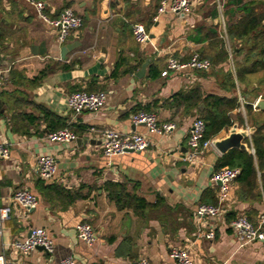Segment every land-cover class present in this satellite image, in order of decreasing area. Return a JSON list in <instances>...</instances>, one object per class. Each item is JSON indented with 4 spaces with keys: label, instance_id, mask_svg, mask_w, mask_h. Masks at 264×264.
Segmentation results:
<instances>
[{
    "label": "crops",
    "instance_id": "0c3cea01",
    "mask_svg": "<svg viewBox=\"0 0 264 264\" xmlns=\"http://www.w3.org/2000/svg\"><path fill=\"white\" fill-rule=\"evenodd\" d=\"M42 1L50 19L72 8L83 17L84 24L60 43L58 28L40 18L34 5L26 0H0V70H7L9 76L7 83H0V142L11 144L10 156L0 159V209H9L0 235V255L13 264H61L70 256L76 264H136L143 255L152 264H175L170 250L179 246L189 249L194 264H264V240L242 244L229 219L233 214H245L264 230L263 182L260 180L258 189L261 198L242 201L236 180L225 210L216 216L199 217L196 209L200 203H218L220 185L212 175L223 154L214 146L195 162L182 159L189 150L190 131L199 111L194 108L186 112L184 106L177 107L172 95L199 86L204 95L238 96L241 107L232 112V118L239 128L257 129L255 118L264 120V110L254 108L247 114V101L241 92L244 85L236 81L234 88L226 76L234 65L231 53L227 61L205 71H177L165 77L160 74L170 55L188 59L194 52H211L212 38L206 33L216 28L225 31L220 0H216L218 18L212 16L214 0H192L189 12L163 13L157 21L154 17L159 0ZM138 22L150 34L145 43L134 37L132 27ZM74 42L79 44L63 58V46ZM42 43L45 52H35L33 47ZM120 57L133 71L115 78L111 73ZM146 62L144 74L138 75ZM63 63H72V67L63 70ZM48 64L55 70L34 82ZM151 69L157 73L155 77L150 76ZM94 77L92 86L105 90L107 101L98 110L74 113L67 106V95L87 90ZM41 106L66 118L78 136L87 140L48 141L45 134L50 129L42 120ZM142 108L156 113L161 123H175V129L157 134L145 125L134 124L132 115ZM32 114L41 118L36 125L31 123ZM105 128L143 133L150 146L107 157L98 131ZM230 128L217 137L228 136ZM47 154L54 155L58 165L56 175L49 180L42 179L38 172V158ZM107 181L126 183L130 191L153 206L144 217L131 208L119 209L103 188ZM50 184L80 190L87 196L65 206L44 187ZM20 187L39 197L34 210L14 201ZM206 190L212 191L215 203ZM79 222L94 227L97 240L93 245L79 239ZM35 227L45 228L53 239L52 253L37 248L24 255L12 245L14 240L29 236ZM210 230L215 232L212 239L203 236Z\"/></svg>",
    "mask_w": 264,
    "mask_h": 264
},
{
    "label": "built area",
    "instance_id": "2783aa9c",
    "mask_svg": "<svg viewBox=\"0 0 264 264\" xmlns=\"http://www.w3.org/2000/svg\"><path fill=\"white\" fill-rule=\"evenodd\" d=\"M35 6L38 15L58 28V40L65 43L69 35L80 29L84 20L83 17L72 8H66L60 12L56 19H50L44 12L45 3L42 0H26ZM192 6V0H162L154 17L157 21L163 13H181L189 12ZM220 9L223 4L219 3ZM223 26L225 27V19L221 15ZM133 34L139 43H145L150 40V34L146 26L141 23L133 24ZM1 53V44H0ZM212 67L210 59L204 58L199 52H194L188 59H182L176 55H170L166 59L165 68L161 75L163 77L170 75L172 72L187 70H208ZM9 81L8 71L0 70V83ZM253 106L257 108V100ZM108 94L105 90L88 91L80 89L69 93L66 97L68 108L74 113H81L85 110H98L107 101ZM244 99V98H243ZM132 121L136 125H145L151 133L169 134L176 125L173 122L161 123L156 113L140 109L133 113ZM102 136V152L103 155L110 157L126 151H143L150 146L149 138L143 133H122L114 128H105L98 130ZM206 123L201 117H197L193 123L188 139V152L182 157L183 160L195 162L198 157L206 150L214 147L215 138H205ZM78 134L72 126H66L57 130L48 131L45 138L50 142H72L78 139ZM11 153V144L0 142V159L8 158ZM58 170L57 160L54 155L47 154L38 158V172L42 179H52ZM241 173L239 167H223L214 172L212 180L214 182L221 181L218 192V203L208 204L200 203L197 206L196 213L199 217L216 216L225 210V205L230 199L232 185L236 182ZM13 199L26 210L35 209L39 204V197L25 187L18 188ZM8 208L0 209V235L3 231V220L8 216ZM231 226L237 239L242 244H248L256 240H264V230L261 226L255 225L247 215L240 214L231 221ZM78 237L87 245H93L97 240V234L94 227L89 222H79L76 224ZM201 234V233H200ZM207 238H214L215 232L210 230L203 234ZM12 245L22 254L27 255L38 247L42 246L48 253L54 251V241L45 228L35 227L30 231L29 236L23 240H14ZM170 257L175 264H194L191 253L186 247L175 246L170 250ZM0 264H13L5 255H0ZM61 264H76L73 257H65L61 260ZM136 264H152L147 256H141Z\"/></svg>",
    "mask_w": 264,
    "mask_h": 264
},
{
    "label": "trees",
    "instance_id": "16d2710c",
    "mask_svg": "<svg viewBox=\"0 0 264 264\" xmlns=\"http://www.w3.org/2000/svg\"><path fill=\"white\" fill-rule=\"evenodd\" d=\"M160 2L161 0H159V5ZM220 2L223 4L222 14L225 19V31H218L216 28L206 33L207 37L212 38L209 44L211 52H200V54L202 57L210 59L212 67L227 61L230 58V53L232 54L234 66L226 76L234 88L237 87L236 81L244 85L245 88L241 92L247 101L245 109L249 115L253 111L254 103L251 98L257 99L260 95L264 97L261 87L252 81V75L264 71V0H220ZM213 4L215 8L212 11V16L218 18L220 16L218 3L214 0ZM198 31L202 34L201 28ZM225 36H227L231 51L228 50ZM195 40L199 39L195 38ZM125 64V58L120 57L111 73L112 77L118 78L133 71L131 66L128 67ZM71 67L72 63L60 65L63 70H69ZM54 70L55 66L53 64L46 65L34 77V82H39ZM150 71L151 77L157 75L154 69ZM162 71H160V74ZM95 83L94 77L93 83L87 86V90L97 91L98 89L92 86ZM247 94H250L249 99L246 98ZM172 101L175 102L177 107L184 106L186 112H190L194 108L199 111V117L204 119L206 123L205 138H216L222 130L232 126L234 122L232 112L241 107L238 96L204 95L199 86L174 93ZM41 109L43 112L42 120L47 124L50 131L70 126L66 118L44 106H41ZM145 110L150 111L149 109ZM31 117L33 118L31 123L34 125L38 124L41 119L33 114ZM238 117L241 122H244L242 113L239 112ZM255 124L258 127L252 134V139H246V142L252 144L250 145L254 152L233 148L219 158L216 166L217 170L226 166L239 167L241 169V173L237 178L239 184L237 195L242 201L258 199L262 196L258 189L260 180L264 184V120L255 118ZM73 129L77 133V130ZM44 187L50 188L51 192L65 206L87 196L81 193L80 190L66 189L57 184L44 185ZM103 188L108 192L109 198L117 204L119 209L131 208L141 217H144L146 211L153 206L136 191H130L126 183L107 181L104 183ZM210 193L214 197L211 190H206L205 192L206 195ZM46 194L48 193L46 192ZM214 199L212 203L216 202L215 197ZM234 218L235 214L229 216L230 220Z\"/></svg>",
    "mask_w": 264,
    "mask_h": 264
},
{
    "label": "water",
    "instance_id": "95a60500",
    "mask_svg": "<svg viewBox=\"0 0 264 264\" xmlns=\"http://www.w3.org/2000/svg\"><path fill=\"white\" fill-rule=\"evenodd\" d=\"M79 43H68L63 46L62 48V57L65 58L66 53L73 50ZM44 46L45 44L42 43L41 46H34L33 50L35 52H40L44 53ZM103 51H105L103 49ZM147 62L142 66L140 74H144L147 66ZM256 106L260 110H264V98L260 97L257 100ZM256 130V128H250V127H245V128H239L238 123H233V125L230 128L229 135L226 137H216L214 140V146L222 153L225 154L228 151H230L233 148H238V149H246L250 152H254V149L251 147V145L246 142V139H250L251 134ZM87 139H83L79 137L77 141H86ZM133 151V150H130ZM218 185H221V181H217ZM34 210V209H31ZM39 249L45 250L44 247L40 246L38 247Z\"/></svg>",
    "mask_w": 264,
    "mask_h": 264
},
{
    "label": "rangeland",
    "instance_id": "374dc122",
    "mask_svg": "<svg viewBox=\"0 0 264 264\" xmlns=\"http://www.w3.org/2000/svg\"><path fill=\"white\" fill-rule=\"evenodd\" d=\"M79 30V29H78ZM232 62V61H231ZM234 66V65H233ZM233 66L231 65V68H233ZM252 81L261 87L262 93L264 94V71H260L258 73H256V75H252ZM244 98V97H243ZM264 98V97H263ZM252 100H255L254 98H251ZM255 107L253 106V109Z\"/></svg>",
    "mask_w": 264,
    "mask_h": 264
}]
</instances>
